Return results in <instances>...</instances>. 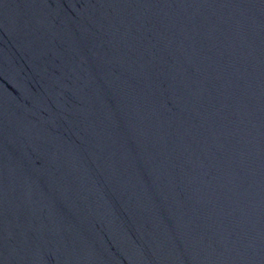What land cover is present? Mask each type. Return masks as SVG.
Returning <instances> with one entry per match:
<instances>
[{
    "label": "water",
    "instance_id": "water-1",
    "mask_svg": "<svg viewBox=\"0 0 264 264\" xmlns=\"http://www.w3.org/2000/svg\"><path fill=\"white\" fill-rule=\"evenodd\" d=\"M0 264H264V0H0Z\"/></svg>",
    "mask_w": 264,
    "mask_h": 264
}]
</instances>
